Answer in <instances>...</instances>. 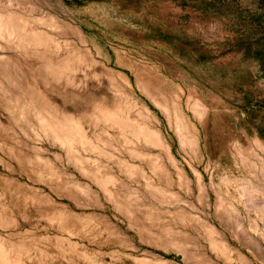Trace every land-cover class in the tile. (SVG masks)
<instances>
[{
    "label": "rangeland",
    "instance_id": "rangeland-1",
    "mask_svg": "<svg viewBox=\"0 0 264 264\" xmlns=\"http://www.w3.org/2000/svg\"><path fill=\"white\" fill-rule=\"evenodd\" d=\"M0 34V264H264V3L0 0Z\"/></svg>",
    "mask_w": 264,
    "mask_h": 264
},
{
    "label": "bare ground",
    "instance_id": "bare-ground-1",
    "mask_svg": "<svg viewBox=\"0 0 264 264\" xmlns=\"http://www.w3.org/2000/svg\"><path fill=\"white\" fill-rule=\"evenodd\" d=\"M1 35V34H0ZM5 35V34H4ZM8 36H9V34H8ZM13 36V35H12ZM11 36V37H12ZM14 36H16V35H14ZM13 36V37H14ZM10 38V37H9ZM7 40H9V39H7ZM13 40H14V38H13ZM12 42V41H11ZM16 42V41H15ZM40 117V116H39ZM43 118V117H42ZM42 120V119H41ZM44 128H45V130H44V128H43V130H44V132L47 130V131H51L52 133H54L56 136H61V137H63L64 136V133H65V128L62 126V125H60V124H58V123H54V122H50V121H48V120H46L45 118H44V121L42 122V124H41ZM50 132V133H51ZM48 134V133H47ZM53 135V134H52ZM53 137V136H52ZM59 139V138H58ZM64 139H66V138H64ZM60 141V140H59ZM62 142V141H61Z\"/></svg>",
    "mask_w": 264,
    "mask_h": 264
},
{
    "label": "trees",
    "instance_id": "trees-1",
    "mask_svg": "<svg viewBox=\"0 0 264 264\" xmlns=\"http://www.w3.org/2000/svg\"><path fill=\"white\" fill-rule=\"evenodd\" d=\"M261 1L262 3H264V0H259ZM260 132H261V135H260V138L263 140L264 142V127L260 129Z\"/></svg>",
    "mask_w": 264,
    "mask_h": 264
}]
</instances>
